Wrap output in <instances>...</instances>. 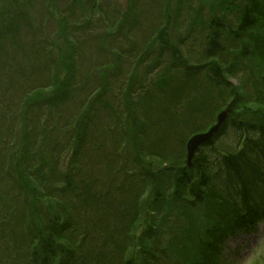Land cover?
<instances>
[{"label":"rangeland","instance_id":"1","mask_svg":"<svg viewBox=\"0 0 264 264\" xmlns=\"http://www.w3.org/2000/svg\"><path fill=\"white\" fill-rule=\"evenodd\" d=\"M190 1L187 21L181 15L177 19L174 16L177 0H135V8L142 10L143 19L113 25L110 16L114 15L115 20L122 18L124 13L129 12L132 5L130 0H0V164L7 162V166H3L5 163L0 165V171L5 173L4 180L11 183L12 176L9 175L15 172L14 164L22 152L29 153L28 167L25 166L29 180L26 181L36 183L43 190H48L54 184L62 162L66 161L69 171L75 161L79 162L81 171L75 179L87 183V188L83 189L80 185L76 189L72 197L74 206L79 205L78 201H83L80 210L93 207L96 203L94 193L109 190L114 199L108 203L109 209L113 210L110 225L123 223L125 244L122 243L119 248H125L127 257L132 254L137 262L143 261L138 252L154 248L150 241H144L139 246L141 236L142 239L149 237L150 230L155 233L158 228L166 229L164 233L150 238L156 243L155 249L159 255L155 264H165L163 260H169V257L159 250L162 241L195 246L197 222L199 226H207V222L210 223L213 218L209 205L194 209L193 206H185L183 200H176L172 194L176 177L174 170L164 174L160 168L165 171L175 166L183 168L186 164L187 140L195 133L210 130L217 115L229 104L234 107L231 117L244 122L256 123L262 119L261 112H264V64L229 34L240 24L243 10L230 6L226 11H214L213 7L219 0ZM122 5L124 11L121 14L117 11ZM213 17H219L223 26L215 42L217 48H211L207 42L206 24ZM166 25H170L172 31L183 33L182 36L189 35L188 40L178 42L179 45H173L170 50L169 45L165 47L160 42L166 39L165 34L160 38L158 32L156 40L150 39V36L154 38L157 27L165 29ZM183 27L185 29L182 31ZM170 30L166 31L174 39ZM69 40L76 45L78 61L74 70L77 77L72 83L75 88L71 92L73 96L56 107L53 104L45 105L40 102L50 92V89H45L48 87L45 73L55 68L54 60L62 62L59 59V46L63 47L65 56L73 54L66 44ZM177 51H180L177 57L171 55ZM212 56L216 60H212ZM211 63L221 68L220 79H211L206 75ZM104 82L106 87L101 90L106 94L97 92L102 94L94 101L95 114L87 116L86 123H89L85 137L79 141L80 144H76L79 152L75 157H70L73 140L68 141L65 132L72 134L74 119L88 109V97L99 90ZM116 83L119 85L116 86ZM129 83L136 93L143 88H152L134 107L139 110L142 106L145 114L157 100H170V103L168 107H157L146 126L140 123L142 120L137 116L136 122L140 123L138 132H141L139 138L122 142L121 134H114L113 125L110 126L109 113L104 112L111 108L102 105L101 101L106 99L112 106V97L123 100L122 91ZM112 112V119L115 116L119 119L118 115L125 119L123 127L119 120L124 132L128 112L114 108ZM24 118L28 119V123L23 124ZM27 131L32 134L28 137V144L24 138ZM127 131L130 136L133 127H128ZM216 145L219 147L216 150L227 146L226 149H230L227 151L233 152L235 141L227 136ZM182 147L184 155L180 152ZM213 150L203 149L202 155H214ZM14 152L17 155L11 158ZM32 155L36 156L39 166L31 159ZM140 158L155 169L151 170V174L146 173L133 189L121 186L124 177L130 184L135 178L143 176L138 169L129 168ZM131 172L135 174L130 175ZM7 186L1 184L0 193L5 194ZM92 188L96 191H91ZM67 192L66 189L61 198ZM154 193L160 197L162 210L160 214L148 215ZM78 194L86 196L77 199ZM51 202L54 206L62 203L70 205L67 200ZM41 206L45 207L46 203L42 202ZM106 206L107 202L103 203L96 216L88 215L95 218L93 226L102 225L100 227L104 229L110 226H106L108 223L103 210ZM137 207L138 214L134 212ZM36 212H32L31 222L36 221ZM14 214L13 219L8 218L12 223H16V218L20 216L19 212ZM85 217L83 214L82 218ZM0 238L4 240L3 233ZM241 238L239 243L235 241L236 238L229 242V248L225 251L228 256L224 257L227 260L231 258L229 264H240V261L241 264H264V240L255 253L259 243L251 247ZM237 246L249 247L250 253L233 260ZM14 253L18 258L16 264H27L29 257L26 246H21ZM189 263V259L177 262Z\"/></svg>","mask_w":264,"mask_h":264},{"label":"trees","instance_id":"2","mask_svg":"<svg viewBox=\"0 0 264 264\" xmlns=\"http://www.w3.org/2000/svg\"><path fill=\"white\" fill-rule=\"evenodd\" d=\"M132 5L129 8L128 13H124L122 18H117L115 20L114 15L110 16V20L113 25H117L121 22L122 25H125L128 21H140L143 19L142 10L135 8V0H130ZM236 1V3H234ZM177 8L174 10V16L177 19L180 15L183 17V20H188L190 17L191 1L190 0H177ZM232 4V5H231ZM230 6L234 9H242L243 13L239 18V25L234 27V29L229 33L243 46L245 50H250L261 62L264 64V0H219L216 6L213 7V10L220 9L226 11ZM124 7L120 8L117 12L123 13ZM171 15H168V21L171 19ZM165 18L166 15L163 14ZM198 22H201L199 20ZM195 22V23H198ZM146 23V21H145ZM207 25V42L211 44V48H217L215 42H217L219 36V30L222 26V23L218 18H212L208 21ZM155 27V26H154ZM223 28V26H222ZM180 29V28H179ZM185 28H182V31ZM166 30H170V25H166L165 29H159L158 27L155 30L154 38L150 39L156 40L158 36L166 35V39L161 40L160 42L166 46L169 45L170 50H172L173 45H179L178 42H183L188 40L189 35L182 36L183 33H177L178 30L171 31L174 35V39L170 38V34ZM121 30H117L120 32ZM166 31V32H165ZM260 31V32H259ZM158 32L160 34L158 35ZM68 39V38H67ZM70 42V43H69ZM66 41L69 49L73 51V54L68 56L64 55V49L62 46H59L58 50H61V57L59 59L62 61L58 63L54 60L55 68L53 70L46 71L45 80L48 87L45 89H50V92L46 93L47 95L40 101L45 105L53 104L55 107L62 105L71 99L73 96L71 92L75 90L72 83L73 80L77 77L75 73L77 61L76 55V45L69 40ZM163 45L161 46L162 48ZM180 54V51L173 52L171 55L177 57ZM212 60H216L215 56H212ZM138 61V58H137ZM78 62V61H77ZM214 64L215 66H213ZM264 66V65H263ZM214 75H222V70L215 63H211V67L208 69ZM102 78H104L102 76ZM220 78V77H218ZM119 84L116 83V86ZM106 87L105 82L101 84L99 90L93 91L86 103L88 104V109L81 112L74 121L71 128L72 134L65 132V135L68 137V141H72L70 148V157H75L79 152L78 146L79 141L85 137V129L87 127V116H94L95 110L94 101L100 97V94L97 92H103L106 94V91L101 89ZM111 89V85H110ZM148 90L151 88H147ZM50 95V96H49ZM104 95V94H103ZM121 96L124 97L123 100H120L118 97L115 99L111 98L112 106L110 102L106 99H102V105H108L111 109L105 110L104 112L108 114V120L110 126L113 125L114 134L117 135V132L128 141L137 140L139 138L140 132H138V124L143 123L145 126L149 124L150 117H146L143 107L138 110L134 107L137 106V103L141 101L142 92L136 93L132 84L129 83L124 91H122ZM166 100H157L154 102V105H159L165 103ZM100 105L99 107H102ZM112 108L115 110H122L128 112L127 117L132 118V133L130 135L127 131V126L130 124L127 120V126L122 131L121 126L124 125L125 119H122L119 115V119L115 116L113 119ZM149 113L150 106L148 107ZM141 113V114H140ZM136 115V116H135ZM137 116L140 117L142 122H136ZM261 118L264 121V112H261ZM126 117V118H127ZM120 120V123H119ZM28 123V120L26 121ZM257 127L260 129L258 135L253 132L252 128L245 124L241 120L230 119L226 122L225 126L222 128V134L224 136L228 133L230 137H234L239 144L242 139H245L247 142L244 145L242 151L237 154L226 151L225 153L211 155H198L194 161L193 177L183 169H177L175 177V187L172 192L173 196L176 195L182 189L186 190L189 195L193 197L201 205L211 206L213 212V218L207 222V226H197L198 227V245L190 246L189 255V264H220V260L217 252V246L219 244L217 235L221 229H225L231 218L235 221L241 216V212L249 210L251 213H255V210L249 207H255L257 201L262 199L264 201V122ZM138 132V133H137ZM25 138V143L28 144L31 137V132L27 131ZM249 135V136H248ZM137 137V138H136ZM48 143L51 145V140L48 138ZM55 149V148H54ZM11 152V151H10ZM17 153H13L11 158H14ZM31 159L36 161V166H39V162L36 159V156L32 155ZM29 153L22 152V155L17 158L16 163L14 164V171L9 176H12L11 183L4 180V172L0 171V185L3 184L6 187V193H0V234L3 233L2 245H0V259L2 264H15L18 258H15L16 253L21 246L27 247L28 252V262L27 264H98L94 255H96L97 243L94 245L88 246L89 241H93L96 235V229L100 226L95 227L92 225V222L95 223V218L85 217L89 221L79 220L78 217L82 218V215L88 216L93 214H99V207L103 203L107 202V206L103 209L105 214V220L110 225L112 221V211L109 209L108 202L111 201L108 199V196L100 197V200H96V203L93 207H88L86 209L80 210V203L83 201H78L77 206H74L73 203V194L77 192L76 189L82 185L83 189L87 188V183L79 181L76 178V175L81 171L79 162H74L72 168L69 171L67 168H62L61 165L58 168L60 172L56 175V181L48 190H43L40 186H37L36 183L32 184L29 180V172L25 170V166L28 167ZM1 161V160H0ZM241 162V163H240ZM3 166H7L6 161H2ZM65 165L68 164L64 161ZM0 164V165H1ZM69 166V165H68ZM15 173V175H14ZM4 175V176H3ZM65 197H62L66 192ZM91 189V188H90ZM5 191V190H4ZM91 191H96L95 188H92ZM99 193L103 194V191L94 193V198L97 199ZM3 194V195H2ZM5 196L8 197L6 199ZM86 195L78 194L77 199H81ZM161 196V195H160ZM159 197V195H158ZM53 198V199H52ZM56 200H67L70 205L65 203L55 205L51 201L56 202ZM46 203V206L42 208L41 203ZM41 208V209H40ZM36 210L37 214H34L36 221H30L32 212ZM20 213L19 218H16V223H12L8 218L13 219L14 213ZM30 214V215H29ZM22 219V221H21ZM114 228V229H113ZM113 229V237L111 240H108L106 247L109 251H121L119 245L123 243L124 240V231L123 224L111 226ZM9 235L7 236V234ZM103 235L99 234L100 240ZM212 238L214 242H207L202 237ZM106 238V237H105ZM196 242V240H195ZM144 244V241L141 242ZM6 246V247H3ZM13 247V251L9 248ZM107 250V251H108ZM11 254V255H10ZM142 252H138V255L142 256ZM7 256L5 260V256ZM183 255V254H181ZM144 259V258H143ZM124 264H137L135 259L123 261Z\"/></svg>","mask_w":264,"mask_h":264},{"label":"water","instance_id":"3","mask_svg":"<svg viewBox=\"0 0 264 264\" xmlns=\"http://www.w3.org/2000/svg\"><path fill=\"white\" fill-rule=\"evenodd\" d=\"M217 126L214 127V130H216ZM214 133H209L208 135H203L200 137H196L193 139V141H196L198 144H201L204 142V140L209 139Z\"/></svg>","mask_w":264,"mask_h":264},{"label":"bare ground","instance_id":"4","mask_svg":"<svg viewBox=\"0 0 264 264\" xmlns=\"http://www.w3.org/2000/svg\"><path fill=\"white\" fill-rule=\"evenodd\" d=\"M241 163V162H240Z\"/></svg>","mask_w":264,"mask_h":264}]
</instances>
